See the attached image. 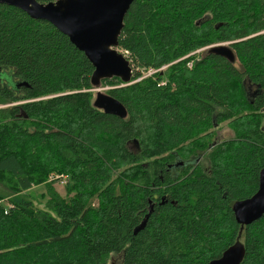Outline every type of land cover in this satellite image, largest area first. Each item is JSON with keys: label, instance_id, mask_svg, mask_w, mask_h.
I'll list each match as a JSON object with an SVG mask.
<instances>
[{"label": "trees", "instance_id": "1", "mask_svg": "<svg viewBox=\"0 0 264 264\" xmlns=\"http://www.w3.org/2000/svg\"><path fill=\"white\" fill-rule=\"evenodd\" d=\"M228 43L234 64L195 53ZM118 50L134 83L101 87L125 120L93 107L94 68L65 35L0 4V72L19 84H0L16 104L0 109V264H210L237 242L264 264V216L233 214L264 169V0H136Z\"/></svg>", "mask_w": 264, "mask_h": 264}, {"label": "water", "instance_id": "2", "mask_svg": "<svg viewBox=\"0 0 264 264\" xmlns=\"http://www.w3.org/2000/svg\"><path fill=\"white\" fill-rule=\"evenodd\" d=\"M136 0H56L47 4L36 0H0V4L15 7L36 21H46L65 35L94 67L91 84L96 96L94 107L106 115L127 119V109L117 100L102 93V81L118 79L122 84L133 81L129 60L118 50L124 29L125 17ZM209 53L222 57L229 63L236 56L229 44L212 46ZM21 84L20 86H23ZM236 222L249 226L264 216V169L259 175L257 192L249 199L233 205ZM246 250L237 242L219 259L210 264H242Z\"/></svg>", "mask_w": 264, "mask_h": 264}, {"label": "rangeland", "instance_id": "3", "mask_svg": "<svg viewBox=\"0 0 264 264\" xmlns=\"http://www.w3.org/2000/svg\"><path fill=\"white\" fill-rule=\"evenodd\" d=\"M220 45H223V44H220ZM213 46H216V45H213ZM211 47H208L206 50H209ZM204 49L199 50V51H197L195 53H200L202 55L204 53V51H205ZM195 53H193V54H195ZM135 82H138V80L135 81ZM133 83H134V80L132 81L131 84H133ZM0 84H1V86L7 85L9 88L14 89V91H18V89H19L18 82L15 81L9 73L0 72ZM125 86H127V85H125ZM108 89H109L108 87H103V88L100 87L99 90L102 93L106 94V91ZM15 105L16 104L12 103L10 105L3 106V107H14ZM3 107H0V109L3 108ZM233 137H234L233 131H231L229 129V127H228V125L226 123H223L217 129L216 138H217V142L218 143L230 140ZM202 165H203V167L207 168L206 167L207 166V162H205L204 160L202 161ZM64 179L68 180V176L66 174H55V173H53L49 177V179H48L46 184L53 186V189L56 190V192H58V193H60V195L64 196L65 195V191H64L65 185L63 184V180ZM42 192H46V191H44L43 186H34L32 188V190L28 192V194L31 195L32 200L40 207H44V204H45V202L42 200V198L40 196L42 194ZM112 262L113 263L116 262V264H117V258L113 257L112 258Z\"/></svg>", "mask_w": 264, "mask_h": 264}, {"label": "bare ground", "instance_id": "4", "mask_svg": "<svg viewBox=\"0 0 264 264\" xmlns=\"http://www.w3.org/2000/svg\"><path fill=\"white\" fill-rule=\"evenodd\" d=\"M81 52V51H80ZM84 54V53H83ZM124 56L126 57V55L124 54ZM86 57V56H85ZM127 58V57H126ZM88 60V59H87ZM127 60H128V58H127ZM89 61V60H88ZM90 62V61H89ZM131 65V64H130ZM93 66V65H92ZM94 68V67H93ZM132 68V67H131ZM150 71V70H149ZM149 71H147L144 75H143V77H141L140 79H138V81H141L142 79H144V78H146L145 77V75L149 72ZM159 71H161V70H159ZM158 72V71H157ZM94 73V72H93ZM132 74H133V70H132ZM93 76V75H92ZM149 77V76H148ZM92 79V78H91ZM137 81V80H136ZM21 85V84H20ZM124 86H125V84H123ZM94 91L96 92L97 90H95L94 89ZM97 93V92H96ZM108 95V94H107ZM95 96H96V94H95ZM95 99V98H94ZM93 107H94V103H93ZM95 108V107H94ZM96 109V108H95ZM63 184H66V179H64L63 180Z\"/></svg>", "mask_w": 264, "mask_h": 264}, {"label": "built area", "instance_id": "5", "mask_svg": "<svg viewBox=\"0 0 264 264\" xmlns=\"http://www.w3.org/2000/svg\"><path fill=\"white\" fill-rule=\"evenodd\" d=\"M207 48H205L204 50H206ZM203 50V51H204ZM186 58H188V57H186ZM185 58V59H186ZM187 66H188V68H191L192 66H193V63L192 62H189L188 64H187ZM165 68H162L161 70L163 71ZM155 73H157V71H153V70H150L146 75H145V77H148V76H152L153 74H155ZM164 84V83H163Z\"/></svg>", "mask_w": 264, "mask_h": 264}, {"label": "flooded vegetation", "instance_id": "6", "mask_svg": "<svg viewBox=\"0 0 264 264\" xmlns=\"http://www.w3.org/2000/svg\"><path fill=\"white\" fill-rule=\"evenodd\" d=\"M173 174L179 175V173H177V172H174Z\"/></svg>", "mask_w": 264, "mask_h": 264}]
</instances>
